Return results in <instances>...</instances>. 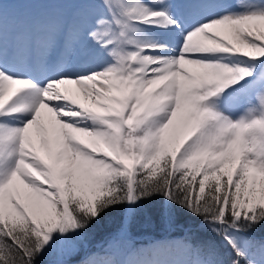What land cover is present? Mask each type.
Listing matches in <instances>:
<instances>
[{"label": "snow or ice", "instance_id": "1", "mask_svg": "<svg viewBox=\"0 0 264 264\" xmlns=\"http://www.w3.org/2000/svg\"><path fill=\"white\" fill-rule=\"evenodd\" d=\"M42 2L0 4V264H264V0Z\"/></svg>", "mask_w": 264, "mask_h": 264}, {"label": "rangeland", "instance_id": "2", "mask_svg": "<svg viewBox=\"0 0 264 264\" xmlns=\"http://www.w3.org/2000/svg\"><path fill=\"white\" fill-rule=\"evenodd\" d=\"M38 0H0V4H3L6 16H8L10 19H13L15 17V6H30L35 13L37 14L40 12V14H50L49 16H52L56 14L59 10H62L64 8H67L69 6L67 5H61V4H54V3H47L43 2L40 4ZM53 13V14H52ZM31 16L30 13H27ZM44 16V15H43ZM147 237V235H139L137 236V239L144 240ZM81 259L80 256H74L71 258V264H77L76 262Z\"/></svg>", "mask_w": 264, "mask_h": 264}, {"label": "trees", "instance_id": "3", "mask_svg": "<svg viewBox=\"0 0 264 264\" xmlns=\"http://www.w3.org/2000/svg\"><path fill=\"white\" fill-rule=\"evenodd\" d=\"M186 220H187V218L185 216H181L180 217V222L181 223L186 222ZM108 224H109V222L106 221L104 224L94 227L92 232H91L92 238L94 240L101 239L103 237V235H104V232L108 228ZM143 234L147 235V237H146V239H147L149 237V235L155 234V233H149V232H146L143 228H138L137 231H136V235L139 236V235H143ZM256 236H257V238H264V237H262V236H264V228L258 229L257 232H256ZM201 237L204 238V239H211L210 234H207V233H201Z\"/></svg>", "mask_w": 264, "mask_h": 264}, {"label": "bare ground", "instance_id": "4", "mask_svg": "<svg viewBox=\"0 0 264 264\" xmlns=\"http://www.w3.org/2000/svg\"><path fill=\"white\" fill-rule=\"evenodd\" d=\"M20 7L19 6H15V13H17L19 11ZM21 10L24 12V17L22 19H17V17L13 20H11L8 16V21L10 24V29L12 27V25L14 24L16 27H19L21 24L26 23V22H34V21H38V20H43L48 18V15H44V16H39L37 18L32 17L30 15H28L26 12V8L25 7H21Z\"/></svg>", "mask_w": 264, "mask_h": 264}]
</instances>
